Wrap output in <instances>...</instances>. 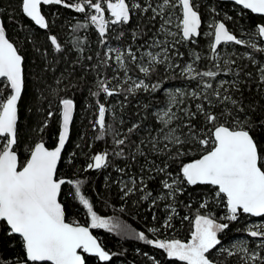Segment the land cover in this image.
<instances>
[{"label": "snow or ice", "instance_id": "1", "mask_svg": "<svg viewBox=\"0 0 264 264\" xmlns=\"http://www.w3.org/2000/svg\"><path fill=\"white\" fill-rule=\"evenodd\" d=\"M234 3L241 6L242 12L250 10L264 17V0H234ZM42 6H59L84 16L83 23L77 21L72 25V36L67 43L55 34L47 37L65 63L55 79L57 85L63 84L66 76L77 79L72 87H78L79 83L87 85L85 74L95 72V91L88 89L91 97L101 94L114 97L123 93L127 100L129 96L135 99L137 93L151 96L158 92L161 84L146 80L161 70L187 81L186 87L168 91L161 105H141L145 116L134 113L137 121L124 135L106 122V115L113 109L99 99L95 101V119L90 121L93 130L98 132L95 139L103 141L111 135L113 145L111 151L90 154L83 172L106 170L112 167L113 157L119 159L123 166L115 167V171L129 177L118 182L122 198L139 193V199L150 200L153 208L160 206L159 201H171L163 205L166 219L161 227L166 229L174 227L172 220L180 215L177 209L184 203L180 197L189 188L210 186L212 189L207 195H201L194 217H182L191 223L186 240L150 238L145 231L134 233V238L163 250L170 260L181 264H231L229 258L236 257L240 264H264V223L244 229L253 238V247L246 241L224 247L220 238L242 215L264 219V55L259 62L256 58L257 53L264 54V46L256 42L257 38L264 42V23L255 25L254 31L249 30L248 39L235 35L223 20L214 19L208 25L210 31L202 33L197 0H19L18 5L24 17L40 29L49 30L55 21L46 18ZM5 11L0 6V15ZM211 11L216 13L215 8ZM8 18L14 22V14H8ZM134 19L137 23L131 27V43H128L127 33ZM89 28L105 49L103 55L95 52V58L84 55L88 38L76 35ZM117 28L118 34L113 37L111 33ZM202 35L210 38L208 58L215 70H199L196 64L204 57L195 50L190 53L189 61L180 63L185 57L181 48L197 44ZM110 39L124 46H109ZM230 45L244 46L251 52L240 55L233 49L222 54L221 48ZM73 49L80 54L74 60L68 58ZM82 60L93 63L86 65ZM245 60L246 63H238ZM25 64V55L9 39L4 20L0 19V248H19L11 259L0 256V264H90L89 258L110 264L115 256L123 253L106 250L91 230L104 229L123 236L129 234V229L118 220L98 214L83 191L84 179L64 178L59 174L77 108L74 99L60 95L64 89H50L58 98L57 109L47 111L38 129L44 133L49 121L57 117L55 146L47 147L43 138L21 145L19 105L26 95ZM250 65L254 71H248ZM101 68L112 69V78L103 76ZM78 70L81 75L77 78ZM42 71L56 72L57 68L48 63ZM133 72L143 74V78L134 79L129 74ZM121 75L123 84L119 83ZM222 75L231 78L219 79ZM112 80L117 83L113 85ZM246 92L251 100L245 96ZM113 118L116 119L115 114ZM148 119L152 123H145ZM118 122L123 124L122 115ZM21 147L27 154L23 160ZM76 155L73 152L68 157L69 165ZM136 164L140 168L132 176L130 169ZM173 165L178 167L173 169ZM104 179L108 181L109 177ZM150 184L157 185L161 192L153 195ZM65 186H68L67 193ZM64 195L78 202L85 211L87 226L68 220ZM213 204L223 207L224 215L217 217ZM185 207L191 208V203ZM156 218L153 214V219ZM147 231L160 234V228ZM214 250L223 259L214 256ZM143 255L151 264H161L154 256Z\"/></svg>", "mask_w": 264, "mask_h": 264}, {"label": "trees", "instance_id": "2", "mask_svg": "<svg viewBox=\"0 0 264 264\" xmlns=\"http://www.w3.org/2000/svg\"><path fill=\"white\" fill-rule=\"evenodd\" d=\"M197 4L200 6L202 15V33L208 32V30H206L207 22H213L215 19L216 21L223 20L226 26L238 37L247 38L249 30L254 31L255 25L264 23V17L255 15L247 10L242 12L241 7L231 2L197 0ZM18 5L19 0H0V6L6 10L5 13L0 16L4 20L8 37L21 49L26 57L27 88L26 95L19 107L21 145L39 142V140L43 138L47 147L53 148L55 146L58 130L57 117L54 116L53 119L49 121V127L45 129L44 133L39 132L38 129L44 122L47 111L52 110L55 112L57 109L58 98L51 93L50 89H64V91L60 92V95H66L68 98L74 99L77 108L71 130V139L66 145L63 154L64 159L58 168L59 174L64 178L84 179L85 185L83 191L94 203V209L98 214L118 220L120 223L127 225L129 229V234L123 236L116 232L108 233L104 229H92L93 234L103 243L106 250L123 253L122 255L115 256L110 264H151L148 258L143 255L144 253H147L148 256H154L161 264H181L179 261L170 260L163 250L154 249L152 246L145 245L144 242L135 239L134 233L145 231L150 238H176L186 240L189 237L191 223L190 221L182 220V217L184 215L194 217L201 195H207L212 191L210 186H196L195 189L189 188L188 192L180 197V200L184 203H181L177 209L180 215L174 216L172 220L174 227L166 229L161 227L166 219L163 205L171 201H159L158 203L160 206L153 208L150 200L142 201L139 199V193L128 198H122L118 182L121 179L128 180L129 177H122L121 174L115 171V167L123 166V163L119 159L113 157L114 163L112 167L106 170L83 172L82 168L86 166L90 154H95L101 150L111 151L113 145L111 135H107L103 141L95 139L98 132L93 130L90 121L95 119V101L97 99L104 102L106 107L113 109V112L106 115L107 124L119 129V133L124 135L127 134V128L137 121L138 117L134 115V113L138 112L140 117L145 116V112L141 110V105L144 103L161 105L162 102L166 101L169 90L174 91L177 87L183 88L187 86L186 79L178 75L172 76L161 70L158 73H154L146 80V82L153 84L159 82L161 88L158 92L153 93L151 96L146 93H137L135 99L129 96L127 100H125L123 93L114 97H105L103 94L99 97H91L88 89L91 88L95 91V81L97 79V74L95 72H92L91 75L85 74L87 85L79 83L78 87H72V85L77 84V79L67 76L63 84L57 85L55 79L60 76L61 70L65 68V63L61 60L60 54L54 52L47 37L48 35L55 34L60 41L67 43L72 36V25L77 21L83 23L84 16L83 14H78L72 10L64 9L59 6H42V11L46 15V18L55 21L51 24L49 30H42L36 26L34 22L30 21L29 18L24 17L22 13H20ZM213 8L216 9V13H212L211 10ZM56 12L59 13L58 16L53 15V13ZM10 13L14 14V22L8 18V14ZM229 16L232 17V20L227 19ZM136 23L137 21L134 19L133 24L129 27V32L127 33L128 43H131V27H135ZM118 31V28L113 30L111 35L114 37L118 34ZM76 35L82 38H88V43L84 45L85 56L93 55L95 58V52L97 51L103 55L105 49L99 44L98 37L92 28H89L87 31L80 30ZM109 44L120 47L124 46L114 39H110ZM209 44L210 38L202 35L198 39L197 44L190 45L187 48H181V51L185 53V57L184 61H180V63L183 64L185 61H189L190 53L195 50L204 57L202 61L197 62L196 67L201 71L209 69L215 70L213 62L208 58L211 55ZM133 47L135 48L136 45H133ZM37 49L40 51H37ZM233 49L238 51L240 55H243L246 51L251 52L250 49L244 46L236 45L222 47L221 52H231ZM45 53L47 54L45 55ZM79 55L80 54L73 49L68 58L74 60ZM262 55L264 54H256L258 62ZM242 62L246 63L247 61H238V63ZM48 63H53L57 71H42V68ZM82 63L90 65L93 61L82 60ZM111 63L113 67H115L113 61ZM77 68L79 69V65H77ZM248 71H254V68L250 65ZM176 72L178 74L179 69H177ZM101 73L109 79L113 76L112 69L101 68ZM129 74L132 75L133 78H143V74L135 72ZM75 75L78 78L81 72L78 70ZM121 78H123V75H121L120 79ZM229 78H231L230 75H222L219 77V79ZM69 80H71L70 84ZM112 83L115 85L117 81L113 80ZM65 85H68V87L65 88ZM192 87H195L194 82ZM251 87L250 85V88ZM245 96L249 100L252 99L249 92H246ZM49 102H51V109H49ZM121 102L124 104L123 107H121ZM89 105H91V107H89ZM113 114H115L116 119L113 118ZM121 115L124 117L123 124L118 122ZM145 123L150 124L152 121L148 119ZM140 135L143 136V133ZM133 139H136V137L133 136ZM77 144L80 145V148L76 147ZM19 151L21 160L25 159L27 154L24 148L21 147ZM73 152H76L77 155L74 158L73 164L69 165L68 157ZM177 167V165H173V169ZM139 168V164L134 165L130 169L131 175L136 176ZM105 176L109 177L108 181H105ZM149 187L153 189V195L161 192V189L155 184H150ZM64 191L67 193L68 186H65ZM188 193H191V195ZM62 199L67 205L68 220H77L81 224L87 226L89 222L88 218L82 207L78 205V202L72 200L67 195H64ZM189 202L191 203V208L185 207V204ZM121 209H123V211H121ZM213 212L219 217L224 215L225 209L213 204ZM153 214L157 217L155 220L153 219ZM254 221L264 222V219L242 215L237 222H232L229 229L220 235L222 245L231 248L235 243L246 241L249 247H253V238L248 237L244 229L246 224ZM153 227L160 228V234L154 235L147 231L149 228ZM137 250H139V252ZM18 252V247L16 249H11L7 246L0 248V256L9 259L13 258ZM213 255L219 259H223L217 250H214ZM229 259L231 260V264H240L239 257ZM89 260L90 264H101V262L92 258H89Z\"/></svg>", "mask_w": 264, "mask_h": 264}, {"label": "rangeland", "instance_id": "3", "mask_svg": "<svg viewBox=\"0 0 264 264\" xmlns=\"http://www.w3.org/2000/svg\"><path fill=\"white\" fill-rule=\"evenodd\" d=\"M211 23H212V21L207 22L206 30L210 31L208 25L211 24ZM241 38H242V37H241ZM243 39H248V37H247V38H243ZM256 42L258 43V45H260V46H264V42H262L259 38H257V41H256ZM109 46H112V47H118L117 45H112V44H109ZM224 47H225V46H223V48H224ZM221 53L224 54L223 51H222ZM113 63L115 64L114 61H113ZM111 78H112V77H111ZM111 78H110V79H111ZM123 79H124V78H121V79H120V83H121V84H123ZM134 79H135V78H134ZM112 82H113V80H112ZM169 91H170V90H169ZM171 91H172V90H171ZM259 223H264V222L254 221V222H251V223L246 224V226H247V227H250V226L253 225V224H259ZM246 226H245V228H246Z\"/></svg>", "mask_w": 264, "mask_h": 264}, {"label": "water", "instance_id": "4", "mask_svg": "<svg viewBox=\"0 0 264 264\" xmlns=\"http://www.w3.org/2000/svg\"><path fill=\"white\" fill-rule=\"evenodd\" d=\"M216 1H220V2H231V3H233V4H235L234 3V0H216ZM238 6V5H237ZM239 7H241V6H239ZM247 11H250V10H247ZM253 14H255V13H253ZM255 15H258V14H255ZM260 16V15H259ZM0 19H2L1 18V16H0ZM7 32V31H6ZM7 36H8V34H7ZM19 107H20V105H19ZM74 116H75V113H74ZM71 130H72V126H71ZM254 218H258V217H254ZM92 231V230H91Z\"/></svg>", "mask_w": 264, "mask_h": 264}]
</instances>
